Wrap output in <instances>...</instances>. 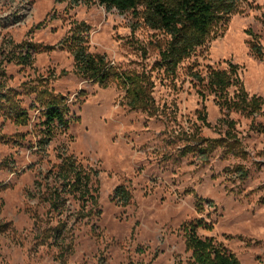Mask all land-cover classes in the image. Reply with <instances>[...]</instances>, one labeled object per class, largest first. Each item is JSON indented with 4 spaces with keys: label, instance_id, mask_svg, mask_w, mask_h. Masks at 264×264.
I'll return each instance as SVG.
<instances>
[{
    "label": "rangeland",
    "instance_id": "obj_1",
    "mask_svg": "<svg viewBox=\"0 0 264 264\" xmlns=\"http://www.w3.org/2000/svg\"><path fill=\"white\" fill-rule=\"evenodd\" d=\"M263 11L264 0H238L237 13L169 75L155 66L167 38L131 12L92 0H0V92L27 115L21 124L0 107V223L9 224L0 264H186L190 223L239 264H264V105L253 115L221 109L189 74L236 65L244 91L264 101ZM78 24L86 51L112 74L147 80L149 109H132L118 81L100 86L76 73L61 41ZM250 33L262 59L251 54ZM25 49L28 65L19 60ZM43 89L68 106V126L47 145L36 97ZM66 157L90 175L97 214L82 217L68 195L59 212L50 209ZM120 186L127 205L114 196Z\"/></svg>",
    "mask_w": 264,
    "mask_h": 264
},
{
    "label": "trees",
    "instance_id": "obj_2",
    "mask_svg": "<svg viewBox=\"0 0 264 264\" xmlns=\"http://www.w3.org/2000/svg\"><path fill=\"white\" fill-rule=\"evenodd\" d=\"M106 10H116L119 13L131 12L135 18H139L143 25L151 31L159 32L167 39L163 47L159 49V62L155 64L163 69L166 74L173 75L177 67L183 61L189 59L197 49L202 48L210 39L213 30L220 24L228 21L231 15L237 13L238 0H92ZM77 3V1H75ZM260 23L264 28V11L260 15ZM82 24L75 27V31L69 38L61 41L73 57V63L77 74L83 78L93 80L100 86H106L109 81L120 82L126 89L125 97L132 109H149L151 98L147 80L137 74H126L120 79L110 72L102 56L89 54L83 46L85 38L79 30ZM78 29V31H76ZM252 38L249 43L251 54L262 59L263 54L258 44V36L249 34ZM83 40V41H82ZM25 55L20 56L22 64L30 63L29 50L25 49ZM228 71L208 69L204 76L191 69L189 74L195 78L204 88H207L217 99V105L221 109H235L246 111L253 115L261 110L264 105L262 98L248 96L237 78L238 67L229 64ZM237 85L236 98L231 102L226 99L228 89ZM38 102L41 105V117L43 126V145H47L56 129H64L68 126V106L66 100L60 95L52 94L43 89L37 93ZM8 105V115L21 124L27 121V115L22 112L17 101L11 94L0 92V107ZM150 105V106H149ZM59 181V187L53 190L50 209L59 212L64 206L63 196L68 195L81 202L79 214L82 217L90 216L97 208V195L90 186V175L80 165H77L71 157H66L58 166L54 175ZM114 196L122 205H127L130 194L123 187L114 190ZM91 209L86 211V205ZM1 207V205H0ZM97 211V210H96ZM85 212V215L84 213ZM98 211L96 212V214ZM9 224L0 223V234L4 233ZM185 246L191 251L190 259L186 264H239L234 255L216 246L211 239L199 238L195 231L196 226L191 223L183 227ZM57 238V234H53Z\"/></svg>",
    "mask_w": 264,
    "mask_h": 264
}]
</instances>
